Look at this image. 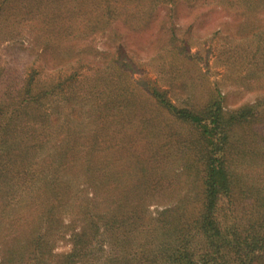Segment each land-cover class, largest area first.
Segmentation results:
<instances>
[{"label":"rangeland","instance_id":"1","mask_svg":"<svg viewBox=\"0 0 264 264\" xmlns=\"http://www.w3.org/2000/svg\"><path fill=\"white\" fill-rule=\"evenodd\" d=\"M211 155L217 220L264 233V0H0V264L182 242Z\"/></svg>","mask_w":264,"mask_h":264},{"label":"trees","instance_id":"2","mask_svg":"<svg viewBox=\"0 0 264 264\" xmlns=\"http://www.w3.org/2000/svg\"><path fill=\"white\" fill-rule=\"evenodd\" d=\"M211 156L213 157H211L208 164L210 173L207 180V194L209 193L210 198L213 196L214 197L212 202L208 201L207 203V212L209 217L206 215L201 216L196 221L193 228L188 231V234H180L183 236V240L176 245H169V242L172 241L171 235L173 234L169 230L165 231L162 228H158V222L155 220V222H152L151 227L148 228L146 236L143 237L145 242L140 243V247L136 252V256L134 255V261L137 259V264H141V262H143V264H253L255 258L257 257V252L259 250H264V233H260L259 229H256L255 233L254 230H252L255 224L251 222V219L254 218L253 213H250L251 219L249 218V221H251L247 228L244 226L239 227L234 223H231V227H229L230 225L227 226V224L222 226V223L217 220L215 210L216 202L219 199L218 194H220V192L217 190V179L219 180L220 178V176L218 178V174H221V167L218 169L217 159H215L217 157H215V155ZM220 179H222V176ZM209 181H211L212 184H210ZM225 186L226 185L224 184V187ZM224 187L222 185L220 188L223 189ZM255 202L264 203V198L255 199ZM171 211L172 210H170V212ZM85 217L87 216L85 215ZM94 217L95 218H92L93 220L91 223H89L87 228L90 227V231H93L96 234L99 230L97 221L98 216L95 214ZM110 220H116V217L110 214ZM223 228L227 231L228 229H233V236L230 237L228 233L226 234ZM108 230L109 232L116 230L114 221H110V227ZM172 232L177 234V232L174 230H172ZM197 232L205 241L206 246L202 252L193 251V249H191V244L189 243V241L192 240ZM257 234L259 235L257 236ZM242 237H244V239ZM80 238L82 239L83 237L77 236L74 246L75 250L73 248L70 253L65 255L63 264L73 263V255L74 252L79 248L78 239ZM115 245H119L118 242H112L111 251L109 253L110 259L107 261V264H118ZM124 245L126 246L125 243ZM152 251L155 252V254H153ZM147 253H151L147 257H154L150 260H146L145 255ZM157 254L160 256L157 257ZM127 262L128 261L126 260V263Z\"/></svg>","mask_w":264,"mask_h":264}]
</instances>
